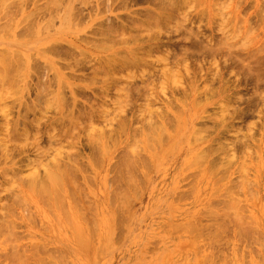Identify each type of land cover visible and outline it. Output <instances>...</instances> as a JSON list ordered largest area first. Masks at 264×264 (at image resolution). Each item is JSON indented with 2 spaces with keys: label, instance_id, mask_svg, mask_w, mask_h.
I'll use <instances>...</instances> for the list:
<instances>
[{
  "label": "rangeland",
  "instance_id": "rangeland-1",
  "mask_svg": "<svg viewBox=\"0 0 264 264\" xmlns=\"http://www.w3.org/2000/svg\"><path fill=\"white\" fill-rule=\"evenodd\" d=\"M109 1L111 6L106 0H0V51L3 54V50H15L24 57L19 70L22 81L17 80L19 74L15 77L21 85L14 83L18 89L20 86V92L14 93V86L8 92L16 95H9L0 88V136L6 128L16 127L21 132L23 124L30 131L27 138L13 142L18 149L12 159H0V264H264V95H259L264 94V83L257 84L254 79L264 70V0H179L186 2L179 9V21L169 20L162 29L153 28L152 37L159 40L154 41L157 44L176 46L168 47L172 55L168 49L165 54V45L158 51L170 57L175 51L178 53V47L185 54L184 46L191 43V47L186 46L187 50L190 48L187 53L192 58L196 56V60L187 54L188 61L186 54H180L183 58L177 55L174 64L168 56V67L180 70L177 72L181 74V83L176 86L159 74L160 78L156 76L145 90L148 95L140 85L145 87L152 69L133 68L113 79L109 74L95 78L92 70L85 72V65L93 69L101 62L98 63L100 57L110 60L106 56L109 53L146 45H138L145 37H141V32H133L132 38L136 40L139 35L140 39L132 41V34L129 38L126 35V47L118 39L109 43L123 44L108 48L103 44L106 49L99 48L102 42L98 24L117 16H143L148 9L155 11V3L160 0ZM5 25L8 31H3ZM20 25L23 31L19 29L17 35ZM27 27L29 32L24 31ZM165 27H169V32L164 31ZM156 32L168 33L166 37L172 39L167 41L163 33L157 35L158 39ZM149 33L143 31L146 36ZM195 34H200L203 42L208 36L207 45H215L212 50L221 43L223 48L225 42L231 43L230 51L229 46L222 49L226 52L229 48L227 52L233 51V56L228 58L220 46L226 63L218 56L219 50L218 59L215 56L218 48L213 55L216 59L212 60L210 55L214 51L209 52L211 49L204 45L206 42L203 44L201 36V43L198 39L195 42L208 51L197 52V44L191 42ZM95 37L101 43L97 44ZM59 42L63 48L60 59V55L50 51ZM48 45L53 46L48 50L51 54L44 51ZM66 48L69 54L76 55L74 59L80 53L82 59L90 62L88 66L82 60L80 66L86 68L82 74L73 70L78 62L72 63L73 56L66 55L71 59H65ZM27 56L36 60H28ZM257 59L260 75L255 72L252 76L260 86L256 89L251 75H245L242 67L246 70L247 64L252 65V69L247 67L251 74V70L257 69ZM56 60L64 64L63 69ZM178 62L188 67L189 74L185 65L181 69ZM67 64L72 65L65 68ZM159 65L155 69L162 67ZM17 66L15 63L13 71ZM237 70L242 71V76L238 71L242 79ZM68 74L76 75L78 80ZM128 74L134 79H128ZM247 78L252 80L249 84L254 83L253 89ZM157 80L164 81L163 87ZM113 81L116 83L112 85ZM69 82L82 89L72 88ZM133 82L138 86L131 85L130 89L142 87L135 88L142 96L138 91L131 95L125 90ZM62 84L67 87L65 94ZM107 84L112 87L105 88ZM241 97L245 98L242 102ZM246 98L252 100L247 102ZM64 99L69 102L67 105ZM254 102L260 103L254 108ZM234 109L239 113H233ZM79 111L84 112L81 115ZM89 114L93 119L88 120ZM72 117L78 119L74 121L79 122L77 127L71 123ZM157 125L161 128L156 134ZM35 128L41 134L56 132L59 137L70 132V137L52 146L44 137L40 142L42 151H35ZM96 136L101 146L92 143L99 148L92 151L91 142H87ZM100 149L103 156L99 155ZM33 174L37 182L32 187L33 183L27 180ZM48 175H53L51 179L58 184H51Z\"/></svg>",
  "mask_w": 264,
  "mask_h": 264
},
{
  "label": "bare ground",
  "instance_id": "bare-ground-1",
  "mask_svg": "<svg viewBox=\"0 0 264 264\" xmlns=\"http://www.w3.org/2000/svg\"><path fill=\"white\" fill-rule=\"evenodd\" d=\"M54 1V0H53ZM56 1V0H55ZM107 2H112V1H109V0H106ZM159 1V0H158ZM172 0H160L159 2H157V3H155L156 5H155V7H157L156 8V10L155 11H152V10H146L145 11V13H144V15L142 16V15H140V14H135V15H133V16H131V15H129L127 18H125V19H123V18H119V16H117V17H115V18H109V19H107V21L105 22V24H102V23H100V24H98V26L97 27H101V28H99L98 29V35L99 36H101V42H102V44H100V46L99 45H97V46H99V48H105L106 49V47H104V45L103 44H106L105 46H107V48H108V46H113V45H118L119 43H121V44H123V43H125V47H126V45H127V39H126V35L128 36V38L130 37L129 35H131V39L130 40H132V41H136L137 39L139 40L140 38H138L139 37V33H137V32H141L142 34H143V31L145 32V34L147 35V33L148 32H150L149 34H148V36H146V35H142L141 34V37H145V38H141L140 39V41H138L139 42V44L138 45H142V46H144L145 44V47H140L141 48V50H140V48H132L131 46L129 47V48H127V49H125V50H121V52L119 53V51L118 52H116V51H112L113 53L112 54H110L109 53V55L107 54H105L108 58H110V60H106V59H104L103 57H102V59L103 60H106L105 62L103 61V60H101V57L100 58H98L99 59V61H98V63H99V65L98 66H96V64L94 63V65L96 66V67H92L93 69H91L90 68V70L88 69V67H87V65H85L86 66V68H87V71H85V72H87L88 73V71H91L92 70V72H90V73H92L94 76H95V78L96 77H99V76H101V74H106L107 76H108V74L110 75L109 76V78H111L112 77V79L114 78V77H118V78H120L121 76L119 75V73L121 74V72H122V74L124 73V71H126V70H128V71H131V69H133V68H135V69H142V70H144L145 68H148V69H152L153 71H149V73H148V77H147V81L146 82H144V83H146V85H145V87H144V84L142 85H140V86H142L143 87V90H142V87L139 89L137 86L139 85L138 84V82L139 81H137V84L136 83H134L133 82V84L131 83L130 85H128V88L130 89V87L129 86H131V85H134V84H136L137 86H135V88L137 87L139 90H142V92L143 93H145V95H148V93H149V91H145L146 89H149V86H151L152 85V83H154V82H152L153 80H156L157 79V77H158V75L160 74L161 75V77H162V79L164 78V77H166V80H170L174 85H176V84H178V83H181L180 81V79H181V74L180 73H178L177 72V70L180 72V70L179 69H176V68H179V67H176L175 69V71L177 72V74H176V72L172 69V68H170V67H168V65H169V60L171 61V59L173 58V60L171 61V62H173L174 64H175V62L174 61H177V55H180V54H184V52L182 53V51L179 49V47H178V53H176V51H175V54L173 53V57H170L169 55L171 54L170 52H172V50H170L168 47H170L171 45H169L168 47L165 45V43L163 44V42H162V44L160 43V44H157V43H155L154 41H159V40H157V39H155V36H153L152 37V35H153V32L155 33V31L153 30V28H157V29H162L167 23H168V21L170 20H172L173 22H169V23H174V22H176V20H174V19H177L178 21H179V19H180V15L181 14H179V9H180V11H181V7L186 3L185 1H183V3H181L182 1H180L179 2V0H178V2L176 1V0H173V1H175L174 3L173 2H171ZM187 1V0H186ZM108 3V6L110 5L111 6V4H113V3H110L109 4ZM184 7V6H183ZM5 8H7L6 6H5ZM98 8V7H97ZM178 13V14H177ZM2 15V14H1ZM76 15V14H75ZM177 15H179V17L177 16ZM5 16V15H4ZM3 16V17H4ZM6 17V16H5ZM4 17V18H5ZM176 17V18H175ZM184 18V17H183ZM25 19V18H24ZM191 20V19H190ZM188 21V22H190V23H193V21ZM7 21H9V18H8V20ZM12 21H10V23H11ZM8 23V22H7ZM189 23V24H190ZM7 25H9V23L7 24ZM7 25H5L4 27H5V29L3 28V31L4 30H7ZM11 25V26H10ZM9 26H10V28H11V30H12V25H13V23H11ZM105 25V26H104ZM9 26H8V29H9ZM18 26V25H17ZM20 27H21V29L23 28V25L21 26H19L18 27V29L16 30V32H17V35H18V32L20 33ZM169 27H165V30L164 31H168L169 29H168ZM20 29V30H19ZM156 29V30H157ZM166 29H168V30H166ZM26 30L29 32V27H27V29H25L24 31L26 32ZM152 30V31H151ZM1 31V30H0ZM8 31V30H7ZM7 31H6V34L8 35V33L9 34H11V31L9 30V32L7 33ZM21 31H23V30H21ZM158 31H162V30H158ZM133 32H135V33H137V34H139L138 35V37L137 36H135V37H137V39L136 40H134V38H132V37H134V33ZM169 32V31H168ZM22 33V32H21ZM152 33V34H151ZM159 33H161V32H159ZM158 33V34H159ZM163 33V32H162ZM161 33V34H162ZM5 34V33H4ZM4 34H2V35H4ZM26 34V33H25ZM137 34H135V35H137ZM157 34V32H156V38H158V35ZM161 34H159V35H161ZM164 35L163 36H167V34L164 32L163 33ZM24 35V34H23ZM194 35V34H193ZM9 36V35H8ZM11 36V35H10ZM16 36V35H15ZM200 34H195V36H193V41L191 40V42L193 43V42H195L196 41V39H198L197 41L199 42V43H201L200 41V39H202V42H203V40H204V38L202 37V38H200ZM47 37V36H46ZM98 37V36H97ZM160 37V36H159ZM89 38V37H88ZM96 38V37H95ZM167 38V37H166ZM171 38V37H170ZM169 37L167 38L168 40L167 41H170L171 39H170ZM200 38V39H199ZM205 38H207L206 39V43L205 42H203V44L207 47L208 46V50L209 49H211V48H213L212 47V45H210V44H208L207 45V43L208 42H210V41H208L209 39H208V36H206ZM90 39V38H89ZM121 40L122 42H118V44H112V42H110L109 43V41H116V40ZM159 39V38H158ZM161 39H163V38H161ZM170 39V40H169ZM226 39V41H227V37L225 38ZM40 40H42V37H41V39ZM91 40V39H90ZM94 40H96V43L97 44H99V43H101V42H99L100 40L98 39V42H97V38L96 39H94ZM164 40H166L165 38H164ZM17 41V40H16ZM24 41V40H23ZM39 41V40H38ZM131 41V42H132ZM173 41V40H172ZM76 42V41H75ZM108 42V43H107ZM161 42V41H160ZM225 42V41H224ZM30 43V42H29ZM130 43V42H129ZM182 44H184L183 42H181ZM196 43V42H195ZM195 43H194V45H195ZM199 43H196L197 45H196V47H198L196 50H197V52H199V50L201 49L202 50V54L204 53L203 51L205 50L206 52L208 51L207 49H206V47L203 45L202 46V44H201V47L202 48H199L200 46V44ZM23 44V43H22ZM108 44V45H107ZM170 44H173V43H170ZM175 44V43H174ZM173 44V46H175ZM178 44V43H177ZM179 44H180V42H179ZM227 44V42H225L224 43V45L225 46H229V48H227V50H226V52H225V50L223 51V49L225 48L226 49V47L224 46V48L222 47V43H221V50H222V52L224 53H226L227 54V56H228V58H230L231 56H233V54H232V52H227L228 51V49H229V51L232 49L231 47H233V45L231 44H229V42H228V44L229 45H226ZM53 46H56L57 44H52ZM52 45H50L51 47H53ZM60 42H59V45H58V47L56 46V48L55 47H53V48H51L49 45H48V47L46 48V50L44 49V51L46 52V51H48L50 48V51L52 52V55H54L53 54V52L54 53H56V55H57V57H58V55H60L59 56V59L61 58V56L63 55V48L61 49V47H60ZM164 45H165V47H167L166 49L164 48ZM168 45V44H167ZM190 45H192L191 43H190ZM189 45V46H190ZM16 46V45H15ZM135 46V45H134ZM162 46H163V48H162ZM179 46H181L180 48H182V45H179ZM184 46V45H183ZM187 46V45H186ZM186 46H184V50L183 51H186L185 52V54H186V60H188V58H190V59H192L193 60V58H195L194 60H196V56H194L193 58L191 57V55L189 56V54L187 53V51L190 49H186ZM189 46H187V47H189ZM209 46H211L210 48H209ZM220 46H216L215 47V49H217L218 47L220 48ZM14 47V46H13ZM28 47V46H27ZM60 47V48H59ZM82 47V46H81ZM138 47V46H137ZM176 47V46H175ZM175 47H173V48H175ZM191 47V46H190ZM193 48H192V51H193V49L195 50V48L196 47H194V46H192ZM65 48V47H64ZM161 48L165 51V50H170L169 51V53L170 54H168V56L171 58H169L167 55L165 56V54H167V52L168 51H165V54L163 53H159L158 51L159 50H161ZM171 49H173L172 47H170ZM205 48V49H204ZM217 49V50H215V49H211V50H209V52L210 51H216V55L214 54L215 53V51L212 53L211 52V55L210 56H213V55H215L216 57H217V59H218V56L219 57H223V62H225L226 63V55H224V56H222V52H221V50L220 49ZM223 48V49H222ZM53 49V50H52ZM60 49V50H59ZM74 50V49H73ZM73 50L71 51L70 49H69V51H71V52H73ZM139 50H140V52H139ZM221 52H219V51ZM4 52H3V54H2V52L0 51V56H1V59H0V63L1 64H3L2 66L4 67V68H2V66H1V64H0V68H1V70H0V85H4V84H9L8 85V87L7 88H4V87H0L1 88V91H6V92H8V89L9 90H11V89H13L14 88V86H15V88H17L18 86H16L15 84L17 83V85H21V83H19L18 84V82L20 81H22V80H20V79H22V78H19V77H22V76H20V71L19 70H21V67L23 68V59H24V57L18 52V53H16V51L15 50H3ZM6 51H9V52H6ZM67 52V53H64L65 55V59H66V55H71V54H69V52H68V49L66 48V49H64V52ZM190 51V50H189ZM188 51V52H189ZM191 51V52H192ZM49 52V51H48ZM47 52V53H48ZM51 52H49L50 54H51ZM75 52V51H74ZM73 52V53H74ZM154 52H158V55H157V53H155L154 54ZM190 52V53H191ZM193 52H196V51H193ZM193 52H192V54H193ZM199 52V53H200ZM217 52H219L218 53V56H217ZM228 53H230L229 55H228ZM62 54V55H61ZM78 55L77 56H80L79 58H78V60H75V59H77V58H75L74 59V55H71V56H73L72 57V60H73V62L72 63H74V61L76 62V61H78V62H82V60L84 59L85 60V62H86V58H81V54L80 53H77ZM86 54V53H85ZM95 54V53H94ZM160 54L163 56V58H161V56H160ZM185 54L183 55V56H185ZM187 54H188V58H187ZM195 54V53H194ZM197 54V53H196ZM201 54V56H202V58H203V55ZM206 55H207V53H205ZM210 54V53H209ZM232 54V55H231ZM245 54H247V52H245ZM55 55V56H56ZM98 55V54H97ZM141 55L142 56H144V57H141ZM154 55H155V57L156 56H160L159 58H155L154 57ZM172 55V54H171ZM174 55H176V56H174ZM241 55H242V53H241ZM248 55V54H247ZM247 55H246V57H247ZM76 56V55H75ZM145 56H147V57H145ZM153 56V59L152 58H150V57H152ZM183 56L181 57V55L180 56H178V57H181V58H183ZM193 56V55H192ZM200 56V54H198V57ZM201 56L199 57V58H201ZM205 56V55H204ZM243 56H245L244 55V53H243ZM32 57V59L35 61L36 59L35 58H33V56H30V57H26L28 60H30L29 58H31ZM82 57H83V54H82ZM84 57H86V56H84ZM89 58H90V56H88ZM87 57V58H88ZM206 57H208V56H206ZM216 57L214 58V56H213V58H212V60H214V59H216ZM245 57V58H246ZM19 58H21L20 60H19ZM69 58H70V56H69ZM69 58L67 57V60H69ZM88 58V59H89ZM97 58V57H96ZM162 60H161V59ZM166 58V59H165ZM177 58V59H176ZM181 58H179V60L181 59ZM184 58V59H185ZM199 58H197V59H199ZM209 58V57H208ZM225 58V59H224ZM227 58V61L229 60L230 61V59H228ZM264 58V57H263ZM48 59V58H47ZM71 59V58H70ZM97 59V60H98ZM150 59V60H149ZM157 59H160V61L159 60H157ZM175 59V60H174ZM189 59V60H190ZM220 59H222V58H220ZM32 60V61H33ZM38 60V59H37ZM61 60H64V59H61ZM83 60V61H84ZM96 60V61H97ZM183 60V59H182ZM182 60H181V62H182ZM188 60V61H189ZM204 60L206 61V58L204 57ZM208 60V59H207ZM244 60V59H243ZM261 60V59H260ZM259 60V61H260ZM21 61H23V62H21ZM59 61V60H58ZM88 61V60H87ZM94 61H95V59H94ZM102 61L104 62V64L102 63ZM183 61H185V60H183ZM219 61V60H218ZM222 61V60H221ZM39 62V61H38ZM54 62V61H53ZM71 62V61H70ZM78 62H76V63H74L75 64V67L73 68V70H75L76 72L77 71H80V73H81V71H83L84 72V68L85 67H81L80 65L82 64V66H83V62L82 63H78ZM164 62H166V63H164ZM239 62H243L242 61V59H240V61ZM254 62V61H253ZM15 63H16V65H18V66H20L19 67V69H18V66L16 67V70H14L13 71V68L15 67ZM22 63V64H21ZM55 63H57V60H56V62ZM63 63H66V62H62V64ZM88 62H86V64H87ZM163 65V63H164V66H162L161 64ZM207 63V62H206ZM229 63V62H228ZM244 63H245V60H244ZM248 63H250V62H248ZM255 63V64H254ZM253 64L255 65V67L257 68V69H255L254 68V70H251V74H250V69L249 68H251L252 69V65L250 66V64H249V66H248V64H247V66H246V70H247V72H246V70H245V67L243 68L242 67V70L243 71H245V75L246 74H248V76L249 75H251V78H252V80H253V77L252 76H254V75H256V73H258L259 74V72H260V69H259V67H257V65H256V63H258V59L256 60V62H254ZM261 63H262V61H261ZM58 64V66L60 65L61 66V68L64 66V64L63 65H61V61H60V64H59V62L57 63ZM85 64V63H84ZM161 65L162 67L161 68H159V69H155V68H157L156 66L157 65ZM208 64V63H207ZM230 64H232V65H234L233 63H230ZM236 64V63H235ZM252 64V63H251ZM22 65V66H21ZM32 65H34V64H32ZM32 65H30L31 67V69L32 70H34L35 68H33L32 67ZM72 64H67L66 65V67L65 68H68L69 66H71ZM90 65V62L88 63V66ZM159 65V66H160ZM178 65H179V62H178ZM177 65V66H178ZM181 65V69H183L184 67H186V65L183 63V64H180ZM179 65V66H180ZM185 65V66H184ZM226 67H227V65L226 64H224ZM229 65V64H228ZM254 65H253V67H254ZM50 66V65H49ZM60 66H59V68H60ZM182 66H184L183 68H182ZM188 66V65H187ZM225 66L223 67V68H225ZM231 66V65H230ZM241 66H242V64H241ZM243 66H244V64H243ZM262 66L264 67V64H262ZM51 67V66H50ZM49 67V68H50ZM216 67H218V64H216ZM229 67V66H228ZM234 67H239V65L237 66V65H234ZM247 67H249V68H247ZM262 67V68H263ZM70 68V67H69ZM85 68V69H86ZM187 68L188 67H186L185 69L187 70ZM239 68H241V67H239ZM63 69V68H62ZM76 69H78V70H76ZM134 70V69H133ZM257 70H259L258 72H257ZM15 73V71H16V73L14 74L13 72ZM17 71H19V72H17ZM146 71V70H145ZM238 71H240V73L239 74H241V76H242V71L241 70H237V74H238ZM253 71V72H252ZM30 72L31 71H29V74H30ZM70 72V71H69ZM68 72V73H69ZM127 72V71H126ZM256 72V73H255ZM70 73H72V72H70ZM146 73V74H147ZM186 73H188V70L186 71ZM253 73H254V75H253ZM17 74H19V76H17L16 77V75ZM23 74H24V71H23ZM32 74V73H31ZM72 74H74V73H72ZM72 74H68V77L70 76V78H73V76L74 75H72ZM75 74H77V76H78V74L79 73H75ZM82 74V73H81ZM100 74V75H99ZM178 74H180V76H178ZM189 74V73H188ZM236 74V75H237ZM239 74H238V77H241V76H239ZM244 74H243V76H244ZM260 74H261V76H259L258 78H254L255 79V82L258 84V83H261V82H263L264 83V76H262V75H264V70L262 71V73L260 72ZM259 74V75H260ZM15 75V76H14ZM66 75H67V73H66ZM72 75V76H71ZM92 75V76H93ZM99 75V76H98ZM30 76V75H29ZM76 76V75H75ZM74 76V79H77L76 77ZM91 76V75H90ZM133 75L132 74H128L127 75V78L129 79V77H132ZM146 76V75H145ZM157 76V77H156ZM15 77L17 78V80L19 79V81H17L16 79H15ZM123 77V76H122ZM237 77V78H238ZM247 77V76H246ZM261 77V78H260ZM262 77H263V79H262ZM80 79H82L81 77H79ZM95 78H93L94 79V81H95ZM141 79H142V76L140 77ZM155 78V79H154ZM160 78V76L158 77V79ZM179 78V79H178ZM92 79V78H91ZM92 79V80H93ZM105 79V78H104ZM104 79H103V81H104ZM131 79H134V76H133V78H131ZM241 79H242V77H241ZM78 80V79H77ZM92 80H90L92 83L94 82V81H92ZM106 80V79H105ZM161 80V79H160ZM160 80H157V82L158 83H160V86H162L163 87V85H164V81H160ZM163 80H165V79H163ZM239 80V79H238ZM244 80V79H243ZM243 80H241V82L243 83ZM246 80V79H245ZM251 79L250 80H248V78H247V84H249V82L250 81H252ZM17 81V82H16ZM62 81V80H61ZM83 81V80H82ZM89 81V82H90ZM112 81V80H111ZM110 81V82H111ZM115 81V80H114ZM113 81V82H114ZM122 81V80H121ZM142 81V80H141ZM140 81V83H142ZM150 81V83H148ZM210 81H212V80H210ZM240 81V80H239ZM238 81V82H239ZM249 81V82H248ZM64 82V81H63ZM68 82V81H67ZM90 82V83H91ZM109 81H108V83H110ZM111 83L112 85L113 84H115L116 82H114V83ZM120 82V81H119ZM241 82H239V83H241ZM252 82H254V80L252 81ZM254 82V83H255ZM15 83V84H14ZM69 83H71V82H69ZM74 83V82H73ZM73 83H71L72 84V86H73ZM95 83V82H94ZM106 83V82H105ZM121 83V82H120ZM241 83V84H242ZM254 83H253V86H255L254 85ZM255 83V84H256ZM76 84V83H75ZM74 84V86H76ZM89 84V83H88ZM103 84V83H102ZM110 84V85H111ZM244 84H246L245 82H244ZM256 84V85H257ZM63 85L64 84H62V88L61 89H63ZM66 85V84H65ZM64 85V90L62 91L64 94H65V90H67L66 88V86ZM108 85L109 84H107L106 85V87L105 88H107L108 87ZM112 85L111 86H109V87H112ZM116 85H119V83L118 84H116ZM251 84H249V86H250ZM259 85H261V84H259ZM264 85V84H263ZM71 86V87H72ZM72 87V88H75V89H78L79 87H81L80 85H79V87ZM103 86H105V85H103ZM177 86V85H176ZM240 86V85H239ZM252 86V85H251ZM253 86H252V88L251 89H253ZM262 86V85H261ZM102 87V86H101ZM108 87V88H109ZM236 87V86H235ZM248 87V86H247ZM256 87V89L258 88V87H260V86H255ZM14 88V89H15ZM103 88V87H102ZM107 88V89H108ZM135 88H131L130 90V92H129V89H125V90H127V92L129 93V94H131V92L132 91H134V92H132V93H136L137 94V91H138V89L137 90H135ZM18 89V88H17ZM16 89V90H17ZM61 89L59 90V93H60V91H61ZM80 89V88H79ZM81 89H82V87H81ZM80 89V90H81ZM84 89V88H83ZM134 89V90H133ZM152 89V88H151ZM16 90H14L13 92L14 93H16L17 94V92L19 91L20 92V86H19V89L16 91ZM238 90V89H237ZM248 90V89H247ZM260 90V89H259ZM264 90V89H263ZM0 91V92H1ZM73 91V90H72ZM76 91V90H75ZM75 91H73V92H75ZM79 91V90H78ZM78 91H76V93H78ZM6 92H4V93H6ZM12 92V94H14ZM66 92H68V91H66ZM126 92V91H125ZM125 92H123L124 94V96H128L129 94L128 93H125ZM2 93V92H1ZM0 93V94H1ZM8 93H10L9 95H12L11 94V92H8ZM7 93V94H8ZM62 93V94H63ZM143 93L141 94V91H140V93H139V91H138V94H139V96H142L143 95ZM253 93V92H252ZM16 94H14V95H16ZM62 94L60 95L59 94V96L61 97L62 96ZM75 94V93H74ZM128 94V95H127ZM150 94V93H149ZM238 94V93H237ZM254 94H255V91H254ZM258 94V92L256 93V95ZM6 95V94H5ZM4 95V96H5ZM41 94H39V95H37V98L39 99V96H40ZM122 95V96H123ZM132 95V94H131ZM130 95V96H131ZM260 95V98H261V96H263L264 94H259ZM3 94L2 95H0V99H2L3 97ZM66 96V95H65ZM123 96V97H124ZM63 97V96H62ZM61 97V99H63ZM134 97V96H133ZM40 98H41V96H40ZM66 98V97H65ZM128 98H129V96H128ZM127 98V99H128ZM131 98V97H130ZM137 98H138V95H137ZM140 98V97H139ZM231 98H235L234 96H232ZM242 98V97H241ZM240 98V101L241 100H245V98H242L241 99ZM257 98L260 100V98H259V96H257ZM123 99V101H124V99H126L125 97L124 98H122ZM236 99V98H235ZM247 100V102L249 101L250 102V100H252V98L249 100V98H246ZM254 99V98H253ZM257 99V100H258ZM263 99V98H262ZM232 100H234V99H232ZM243 100V101H244ZM36 101V100H35ZM40 101V100H39ZM63 102L64 101H66L67 102V99H64V100H62ZM236 100H234V102H235ZM263 101V100H262ZM65 102V103H66ZM75 102H77V100H75ZM233 102V103H234ZM242 102V101H241ZM246 102V103H247ZM64 103V104H65ZM69 102H67L66 103V105L68 104ZM236 104H237V102H235ZM245 103V102H244ZM260 102H258V103H255L254 102V104H252L253 105V107L255 108V104H259ZM263 103V102H262ZM239 105H240V103H238ZM75 105V104H74ZM252 105H250V107H252ZM255 105V106H254ZM247 110V109H246ZM234 111L235 112H233V113H237L236 112V109H234ZM241 112H242V110H240ZM245 111V110H244ZM243 111V112H244ZM83 112L84 111H82V113L79 111V113L78 114H80L81 113V115L83 114ZM240 112V113H241ZM248 112H250L249 110H248ZM239 113V112H238ZM237 113V114H238ZM247 112H245V114H246ZM259 113H260V111H259ZM92 114V113H91ZM236 114V115H237ZM242 114V113H241ZM240 114V115H241ZM80 115V116H81ZM84 115H85V113H84ZM88 116H90L89 118H88V120L89 119H93V117L89 114ZM237 116H239V115H237ZM241 118L243 117V114H242V116H240ZM75 118H78V115L75 117ZM75 118H70V121H71V123H75L74 121H77L78 119H76V120H74ZM81 118H79V120H80ZM73 121V122H72ZM92 121V120H91ZM73 124H71V126L73 125ZM75 124H77L76 125V127L79 125V122L77 123H75ZM157 124V123H156ZM156 124H154V127H156L155 125ZM27 125V124H26ZM26 125L25 124H23V126L25 127H23L22 128V133L21 132H19V129L18 128H14V129H8V128H6V130L4 129V131H3V134H2V136L3 137H1L0 138V159H12V157H13V155H14V152L15 151H17V145L16 144H13V142H17V140H20L19 138L21 137V140L24 138H27V136H28V133L30 132L29 130H28V128H26ZM158 125H159V123H158ZM158 125H157V128H158ZM161 125V124H160ZM70 126V127H71ZM75 125H73L72 127H73V129H75L76 127H74ZM164 126V125H163ZM28 127V126H27ZM71 127V128H72ZM157 128H155V129H157ZM159 128H161V126H159ZM159 128L157 129V130H155V132L154 133H156V131H158L159 130ZM35 129H36V131H35ZM34 129V131H35V133L36 134H34L33 135V137L34 138H32L33 139V147H32V149H35V151H38V150H40V151H42V149L40 148V142L42 143L46 138V141L48 142V145L49 146H52V145H57V144H59V143H62V141H64V140H66L67 138H69L70 137V135H68L70 132H67V133H65V134H63V135H61L60 137H59V134L57 135V133L56 132H52V133H49L48 131H44V133L43 134H41V130L39 129V128H35ZM72 129V130H73ZM38 130V131H37ZM154 130V129H153ZM29 131V132H28ZM70 131V130H69ZM163 131V129L160 131V132H162ZM97 132H99V134H100V132H101V130H99V131H97ZM96 132L94 131V134H95ZM159 133V132H158ZM97 135H99L98 133H96ZM95 134V135H96ZM157 134V133H156ZM194 134H196V131L194 132ZM29 135H31V134H29ZM103 134L101 133V135L100 136H102ZM157 136V135H156ZM23 137V138H22ZM31 137H32V135H31ZM44 137H46L44 140H43V138ZM96 137H98V136H96ZM105 137H106V134H105ZM102 138H103V136H102ZM28 139H30V137H28ZM91 139V138H90ZM95 139H99V137L98 138H94V142L93 141H91V140H89L87 143H90L91 144V146L93 147V144L94 143H96L95 145H98V146H101L100 144H101V142L100 143H97L98 142V140L96 141ZM105 139V138H104ZM100 140V139H99ZM93 143V144H92ZM239 143H240V141H239ZM244 145V144H243ZM91 146H89V147H91ZM91 147V148H92ZM245 147V146H244ZM94 148V150H92ZM92 149H90V150H92V151H96V150H98L99 148H97V147H93ZM96 148V149H95ZM101 148V147H100ZM100 151H101V149H100ZM95 153V152H94ZM100 156L102 155L103 156V154H102V151L100 152V154H99ZM93 156L94 155H92V158H93ZM131 156V155H130ZM199 156V155H198ZM197 156V157H198ZM202 156V155H201ZM201 156H199V158L200 159H202L203 158V156L201 157ZM193 157H195V156H193ZM96 159H99V158H97V157H95ZM126 159L128 158H130V157H125ZM135 159H137V158H135ZM139 159V158H138ZM192 159H194V158H192ZM33 176L35 177L36 175H34L33 174ZM32 176V181H31V179L29 178L27 181H28V183H29V181L30 182H32L33 184H32V187L36 184V182H37V176L34 178ZM49 177H48V179L50 178V180H52L51 181V184H53V183H56L57 181H55V179H53L54 177H53V175L51 176V175H48ZM51 177H53L52 179H51ZM57 177V176H56ZM59 178V177H58ZM27 183V184H28ZM56 184H58V183H56ZM54 185V184H53ZM54 187V186H53ZM56 187V186H55ZM27 188V187H26ZM29 188H30V186H29ZM35 193L37 192V191H34ZM39 193H40V190L38 191ZM79 240V239H78ZM81 241V240H80Z\"/></svg>",
  "mask_w": 264,
  "mask_h": 264
}]
</instances>
